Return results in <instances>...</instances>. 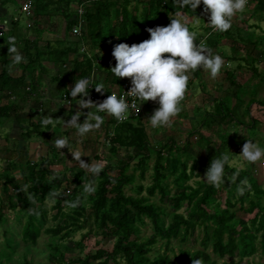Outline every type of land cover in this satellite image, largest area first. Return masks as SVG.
Returning a JSON list of instances; mask_svg holds the SVG:
<instances>
[{"label": "trees", "instance_id": "obj_1", "mask_svg": "<svg viewBox=\"0 0 264 264\" xmlns=\"http://www.w3.org/2000/svg\"><path fill=\"white\" fill-rule=\"evenodd\" d=\"M12 1L17 3L19 0H2L3 7ZM32 2L34 9L29 18L44 15L48 19H54L60 14L65 23V34L56 44L48 39L42 40L40 33H44L46 29L37 21L28 27L29 34L21 37L19 20H14L13 17L3 19H9L11 22L8 31L0 36V125L4 120L10 119L11 110L18 107L17 103L8 99L13 97L26 100L29 95H38L37 85L42 81V74L48 75L50 71L45 65L46 62L58 68L59 71L55 75L59 85L58 90L62 94L67 92L68 98L72 100L68 89L74 86L75 80L84 77L93 78L97 66L98 68L104 65L110 68L115 66L116 60L112 56V50L116 44L128 43L131 46L133 43L148 39L150 36L148 28L167 26L171 22L172 15L177 13H183L192 19H200L204 24L207 22L203 5L194 12L187 8L181 9L176 0H32ZM250 3L254 5L250 17L263 20L264 0H251ZM80 7L84 9V23L82 35L78 37L73 34V28L79 24ZM205 26L208 28L205 34L197 36L194 43L198 44L204 39L203 42L210 49L223 47L224 44L229 43L228 41L235 45L239 42L244 43L246 47L252 46L255 50L258 47V42L255 41L252 33L241 37L239 33L242 32L238 30L239 35L237 34L236 37L233 33L235 27L233 23L227 32H213L208 25ZM10 37H14L15 46L26 58V62L13 64L11 54L8 53L7 43ZM260 40L264 38L261 36ZM83 45L92 57L87 52H81ZM257 52L255 56L245 54L244 60L252 56L254 64L264 62V49ZM219 55L227 58L226 55ZM97 60L101 63L96 64ZM18 66L24 68L19 76L14 75L15 68L20 69ZM254 71L258 73L257 68ZM108 73L113 76L116 85L120 88L126 77H115L111 69ZM202 73L204 72L198 69L191 74L181 105L188 101V95L193 94L196 80L201 81V84L204 83L205 80L200 78ZM226 75L233 88L235 79L232 70L228 69ZM206 94L203 93V96ZM234 97L236 100V91L234 96L227 94L219 99L214 95L206 97V100L204 98V106L210 105V99L214 100V109L213 111L207 109L202 116L198 114L199 121H195V124L187 130L189 139L184 144L176 141V136H171L166 142L153 144L142 120L143 115L125 123H118L111 117L109 122L116 125L114 133L108 126V129L100 128L92 131L95 133L90 132L86 137L80 138L74 129L68 130L64 136L69 137L72 145H76L81 139L82 144L92 143L96 161L99 163L106 159L107 164L95 178L79 170L78 167L77 171L73 169L74 175L70 178L67 172L69 168L67 165L64 166L66 163L63 165L65 172L62 166L59 167V162H62L59 153H67V148H64L63 152L57 150L56 153L28 163V170L19 178L11 173L10 169L0 172V182L4 183L5 194V199L0 196L2 204L0 228L3 229V239L0 240V264L10 262L19 253L22 243L37 246L42 233L50 237L47 244L50 253L47 256L48 262L37 264H110L111 262L113 264H221V260L225 258L230 260H225L224 264H264L250 260L243 262L245 258H250L257 252H261L264 257V187L255 173L239 169L237 182L230 184L226 179L220 189L208 185L203 179L196 180V185L189 183L193 177L204 176L213 158L227 152L230 153L232 161L234 155L242 151V146L248 138H240L238 134L233 138L228 131L231 126L245 127L247 131L258 135V143L264 147V136L261 135L264 133L262 131L264 124L256 115L251 116L254 112L253 105L264 106V100L255 98L246 102L240 97L235 103ZM193 107L196 112L200 110V107ZM186 111L189 114L191 110ZM190 113L192 115V112ZM247 116L251 118L249 123L246 121ZM16 117L18 120L21 119L20 116ZM192 118L196 120L197 115H192ZM41 120H31L30 127L23 130L22 138L28 140L34 137L41 138L47 132H51L54 124L49 125L50 129H43ZM205 128L213 137L203 132ZM193 136L197 139L196 146L202 147L206 152L202 153V150L199 158L195 156L192 164L189 165V160L193 157L191 154L193 144L190 141ZM214 136L221 139L220 144L214 141ZM98 140L104 141L105 144L109 141L108 157L99 156L97 147H94V144L97 146L99 143ZM153 158H155L153 183L148 186L137 184L134 190L138 195L127 194L125 188L135 184L136 172L140 169L142 177H145V168ZM132 167L134 170L131 173L129 171ZM234 170L237 169L231 166L230 162L226 172L231 174ZM93 179H95L94 193L83 194L84 183H90ZM242 179L249 181L251 189L246 191L245 195L238 196L237 185ZM166 180L173 182L174 192L166 186L164 183ZM70 185H73V189L68 196L60 192L63 187ZM144 191L147 192L146 195H143ZM54 192L59 195L53 196ZM157 194L160 195L161 203L153 200ZM78 197L80 198L78 206L69 207V203L76 201ZM49 198L56 200L53 209H57V213L53 216L56 223L51 226H47L48 210L45 205ZM165 202L171 204V210L167 209ZM6 205L16 213L14 216L20 224V236L8 226L12 215L7 214ZM65 206L69 207L68 211ZM246 214L251 216L246 218ZM167 219H170L168 224ZM89 221H92L93 226H90L88 233L83 235L82 240L74 241L73 236L85 230ZM148 221L154 229L149 236L144 234ZM197 229L203 233L201 247H183L184 243L195 237ZM92 233L112 240V249L100 247L94 253H88L69 262L66 258L67 253L84 248V240ZM175 239L179 240L177 250L173 243ZM160 242L165 244V251L161 252L157 247ZM23 257L21 264H36L28 258L27 253H24Z\"/></svg>", "mask_w": 264, "mask_h": 264}, {"label": "clouds", "instance_id": "obj_2", "mask_svg": "<svg viewBox=\"0 0 264 264\" xmlns=\"http://www.w3.org/2000/svg\"><path fill=\"white\" fill-rule=\"evenodd\" d=\"M176 2L181 9L187 8L194 12L203 5V12L207 15L206 24L212 31L227 32L232 27L233 18L245 12L249 0H176ZM188 24L189 18L183 13H177L167 26L148 28L147 31L150 33L148 39L133 43L131 46L128 43L116 44L112 50L116 64L110 69L117 78H130L131 87L126 93L127 97L132 98L133 103L130 105L124 95L118 96L112 92L102 102L97 103L90 98L89 90L94 86L97 92L102 93V90H106L105 85L102 82L94 84L91 77L75 80L74 86L68 89V94L78 104V108L69 120L62 119L64 128L74 129L78 137L84 138L88 133L101 128L105 115L123 122L128 118L130 108L139 111L138 106L149 100L159 105L147 118L149 126L152 129L170 126L173 118L182 111L181 102L185 98L191 74L200 69L214 81L221 74L225 64L223 57L214 54L204 42L194 43L197 40V33L191 31ZM7 44L14 65L26 62V58L15 46L14 37H10ZM84 109H88L87 113L83 111ZM82 115L86 118L81 122ZM54 122L58 121L51 115H45L41 120L43 129H50L49 125ZM78 143H83V140H79ZM53 146L61 152L67 148L79 169L91 177H98L102 172L104 165L93 162L92 159L91 162L82 159V156L90 154L80 148H74L68 136L57 137L53 141ZM239 155L245 164H255L264 161V147L248 139ZM230 162L231 155L227 152L213 158L203 180L216 189H220L226 179L230 184L236 183L239 169L232 171L231 174L227 173L226 167L230 166ZM250 189L251 185L247 179L239 180L237 195L243 196ZM94 191L95 179L90 183H84L83 194L90 195ZM57 195L59 193H53V196ZM79 200L78 197L68 206L77 207Z\"/></svg>", "mask_w": 264, "mask_h": 264}, {"label": "rangeland", "instance_id": "obj_3", "mask_svg": "<svg viewBox=\"0 0 264 264\" xmlns=\"http://www.w3.org/2000/svg\"><path fill=\"white\" fill-rule=\"evenodd\" d=\"M19 3V2H18ZM18 3H15V1H12L9 5H8V16L12 19H20V26L27 28V20L28 17L22 12L20 13V11L18 10ZM254 11V5L253 4H249L245 10V12L241 15H239V22H235L234 24V28H238L237 30L233 29V33H235L234 35L237 37L239 34H241L240 36H246L247 33L249 32V27H253L252 22L255 20L256 23H254L256 26H261L262 28L264 27V19L263 20H259L257 17H252L253 19H251V17L249 18V15L252 13V11ZM247 13V14H246ZM245 15V16H244ZM186 16V15H185ZM188 17V16H186ZM189 18V24L188 26L192 28V31L196 32L197 35H201L206 31L204 22L200 19H192L190 17ZM3 20V19H2ZM0 20V21H2ZM235 20V19H234ZM37 22V19L34 21V24ZM245 22V23H244ZM247 22V24H246ZM38 23L40 24L41 22L38 21ZM240 28V29H239ZM43 29V28H42ZM205 29V30H204ZM253 29V28H252ZM238 30H241L242 33H237ZM32 32V31H31ZM45 32V36L44 33H40V37H49L47 35V30H44ZM257 34L259 32V34L261 35L260 30L255 31ZM263 33V32H262ZM27 34V33H26ZM238 34V35H237ZM254 34V33H252ZM251 34V35H252ZM264 35V34H263ZM262 35V36H263ZM229 43H232L231 41H228ZM225 48H227L228 52L226 54L227 58H223L225 59V64L224 67L222 69L221 74L217 77L216 80H211L208 76L204 77L205 74L202 73L200 74V78L202 79H207L204 81L203 84H201L202 82L199 80H196L195 85L196 87L194 88V90L192 91V96L188 95V101H185L183 105H181L182 107V111L181 113H179L176 117L173 118V128L172 129H168L167 127L164 128H158V129H152L149 126V122H148V117H150L152 115V113L154 112V110L156 108L159 107L158 103L154 102V101H147V102H143V107L144 109V118H142L143 122L145 123L146 127H147V131L148 133L151 135V140L153 142V144H158L159 142H163V141H168V139L171 136H176V141L180 142L181 144H184L187 142V140L189 139L187 130H189V128L191 127V125L195 124V121H199L198 118V114L199 115H203V113H205V111L208 109L209 111H213L214 106H213V102L214 100L209 101V106L207 105H203L204 102V98L205 100L207 99L206 97L208 96H216L218 99L219 98H223L225 95L230 94L232 96H234L235 94V90L236 86H232L230 85L229 81L226 79V74L228 69L232 70V58L231 57V48L229 49L228 43L226 45H224ZM23 48V47H21ZM230 56V57H229ZM229 57V59H228ZM245 63V62H244ZM20 69L19 70H23L24 68L22 66H18ZM240 69V70H239ZM259 69V70H258ZM258 73L255 72L253 78L250 81H246V78L249 76V73L251 72L252 68L245 65L242 68H238L239 70V74L238 75H242V77H240L241 79L245 80V86L251 82V81H256L257 84H259V80H263V79H259V73L260 72H264V66L260 63L259 67H258ZM252 74V73H251ZM201 82V83H200ZM262 82V81H261ZM210 87V88H208ZM240 88V87H239ZM245 88V87H244ZM203 93H207L206 96H203ZM240 96H243L244 98L249 99L250 94H246L244 93L243 90H239L238 91ZM189 94V93H188ZM191 95V93H190ZM253 97H255L257 100H264V86L261 84L257 85L254 87L253 92H252ZM41 96L43 95H39V96H35V102H39L41 100ZM34 98V97H33ZM212 98V97H211ZM40 103V102H39ZM43 102H41L42 104ZM31 105H36L33 102L31 104H27L25 105L24 109V113H28V108ZM44 105V109L48 110L49 109L46 107L45 103H43ZM35 106V107H36ZM193 106H197L198 108L200 107L199 111H194V107ZM261 105L259 104H254V113L256 114V116H258L259 120L261 121V123H264V106L260 107ZM35 110V109H34ZM39 110V109H38ZM37 109L35 110L33 116V120H39L41 118V116L39 115L40 111H38ZM186 110H191L190 112H192V115L196 114L197 118L196 120H193L191 113ZM11 115L13 114L10 113ZM18 114H20V112H18ZM43 114V112H42ZM14 115V114H13ZM45 115H51L55 121L58 122H54V127L51 130V132H47L45 134V136L39 138V137H34L30 140L28 139H23L21 133L23 132L24 129H26L27 127H30L31 124H29L26 121H23L22 119L25 118H21L19 121L15 122V120L13 118L8 119L7 123L6 120H4L3 124L0 125V172H4L10 169V172L15 174L17 178H19L20 176H22V173H24L25 171H27V166L28 163L30 162H35L37 161L40 157H47L50 154L56 153L57 149L55 150V147L53 146V141L57 138L60 137L62 134H60L61 132V124L63 123V120L65 121V117L69 114H64L61 115L60 117L58 116H54L53 114L49 112H44V117ZM183 115V116H182ZM189 116V118H185L186 116ZM17 118V117H15ZM63 119V120H62ZM186 127V130H181L182 128ZM169 130V131H168ZM183 131V132H181ZM228 131H230V134L232 135V137L234 138V136L236 134L239 135L240 138H248L251 140H254L256 142H258V135L251 133L249 131H247V129L245 127H239L237 129V127L231 126ZM264 131V127L263 130ZM262 131H260V133H262ZM203 132L206 135H210L212 136L211 132L208 129H204ZM95 133V132H92ZM243 133V134H242ZM215 135V134H214ZM262 135V134H261ZM91 136V134L88 136V138ZM198 136V134H197ZM97 137V136H96ZM196 136H193L190 138L192 145L191 148V154L193 155V157L189 160V165L192 164L194 157L196 156V158H199V155H201V151L202 153H205L206 150H204L202 147L196 146ZM213 137V136H212ZM214 136V141L218 144L221 143V139L219 137ZM99 142V140H98ZM91 143V142H90ZM74 148H80L81 150L87 152L90 154V156H82L81 158L84 160H87L89 162H91V159L93 162H97L96 159L94 158L93 155V145L91 144H82V143H77L76 145H73ZM94 147H97V152L99 154V156H105L108 157L109 156V146L108 144L104 143V141H101L97 144V146L94 144ZM202 148V149H201ZM104 152V153H103ZM241 152V151H240ZM124 151H121V155L123 156ZM59 158L62 159V162H59V167L62 166V170L65 172V168L64 166H68L69 170L67 169V172H69V176L70 178H72V176L74 175V171H77V169L79 168L78 164L72 160V156L71 153L68 151L67 153L63 154V153H59ZM60 160V159H59ZM154 160L155 158L149 160L148 165L145 168V177H142V173L140 171V169L136 172V179H135V184L133 185H129L127 186L126 192L129 195H138L137 192H135V186L137 184H142L143 186H148L151 185L153 183V174H154ZM64 163H66L64 165ZM99 163H102L103 165L107 164L106 159H104V161H100ZM64 165V166H63ZM231 166L235 167L236 169H246V170H250L253 171L255 173V176L258 178L259 182L262 184V186L264 187V161H260L257 162L255 164H245L242 161V158L240 157L239 154L234 155L233 160L231 161ZM78 167V168H77ZM73 169H75L73 171ZM80 170V169H79ZM134 168L132 167L130 169L129 172H133ZM204 176L202 177H193V179H191L189 181L190 184L192 185H196L195 181L196 180H201L203 179ZM164 183L166 184L167 187H169L172 192L175 191L174 185L172 181L166 180L164 181ZM3 182H0V196L5 199V194L3 192ZM24 185V183H22ZM70 189V190H69ZM73 189V185L67 186V187H63L61 189V193L68 196L71 192V190ZM147 192L144 191L143 195H146ZM153 200L155 202L161 203L160 201V195L157 194L155 195V197L153 198ZM55 199L49 198L46 200L45 205L46 208L48 210V223L47 226H51L53 224L56 223V221L54 220L53 216L57 213V209H53V206L55 205ZM164 205L167 207L168 210H171V204L168 202H165ZM2 206L1 202H0V207ZM6 207V212L8 215H12V219H10L8 226L9 228H11L18 236H20V224L16 221L15 218V212L13 210H11V208H9L8 205L5 206ZM67 211L69 210L68 206L64 207ZM89 210V208H88ZM183 211V209L181 210ZM246 218L250 217L251 214H246L245 215ZM85 219H83L84 221ZM170 219H167V224L169 223ZM87 228L85 230L79 231L77 232L74 236L73 239L74 241H80L83 238L84 234L88 233V230L90 228V226L92 225V221H89L87 223ZM2 227L0 228V240L3 239L2 237ZM154 232L153 226L152 224L148 221L147 226L144 229V234L149 236ZM203 236V233H201L200 229H197L196 233H195V237L191 238L189 241H187L186 243H184L182 246L183 247H193V248H199L200 246V241L201 238ZM182 238V237H181ZM50 241V237L49 235H47L46 233H42V235L40 236V238L38 239V245L34 246L31 244H23L20 246L19 248V253L13 257V259L10 262H6V264H21V262H23V255L24 253L28 254V258H30L34 263H40V262H48V254L50 253L49 247H48V242ZM174 245L176 246V250L178 249V244H179V240H174L173 241ZM84 245L85 247L82 249H78L77 251L74 252H69L66 255L67 260L70 262L72 260L78 259L80 257H83L85 255H87L88 253H94L96 251L97 248L100 247H105L109 250L112 249L113 246V241L110 239H106L103 238L102 235H95V234H91L90 236L86 237V239L84 240ZM157 247L159 248V250L165 251V244L163 242H160L157 244ZM211 251V249H210ZM225 260L229 261L230 258H225L223 260H221V264H224ZM248 260L253 261V262H257V263H264V257L262 255L261 252H257L255 255L251 256L250 258H245L243 260L244 263H246ZM110 264H113L112 262Z\"/></svg>", "mask_w": 264, "mask_h": 264}, {"label": "crops", "instance_id": "obj_4", "mask_svg": "<svg viewBox=\"0 0 264 264\" xmlns=\"http://www.w3.org/2000/svg\"><path fill=\"white\" fill-rule=\"evenodd\" d=\"M24 1H26V0H19L18 1L19 3L17 2L18 3L17 4L18 5V10L20 11V13H22L21 7H22V3ZM9 4L10 3H8L6 5V7H3L2 0H0V20L4 19L5 17L10 19V17L8 16V12H9L8 5ZM175 15H172V17L175 16ZM239 15H241V14H239ZM239 15H237L236 17L233 18V20H232L233 23H235L236 21L239 22V20H240L238 18ZM249 18H250V15H249ZM253 18H251V19H253ZM36 19H37V21H40L41 22L40 25L47 30V35L49 36V37H47V36L46 37H43L42 40L48 39V40L53 41L56 44L59 39H62L64 37V34H65V31H64V29H65V27H64L65 26V23L63 21V18L60 16V14H58V17H55L54 19H48L44 15L37 16L36 18L33 17V19H32V17L31 18L28 17L27 27H29L30 25L31 26L34 25V21ZM18 20L20 21L19 17H18ZM255 20L252 22V24H253L252 25L253 26L252 28L253 29L252 28L249 29V32L248 33H250V34L251 33H254L253 34V37L255 36V41L258 42V47H257L256 50L252 46H247L246 47L244 43H240L239 42L236 45L235 44H232V43H228L229 49L231 48V50H230L231 51V54H232L231 56H235V57H232V62H233L232 63V65H233L232 66V72L234 74V79H235V85L234 86H236V89H237V91L235 90L236 91V100H235V97L233 99L235 103L239 101L240 97H242L243 100H245L246 102H249L250 100L255 99V97H253V95H252V92H253L254 87L257 86V85H259V84L260 85L262 84L264 86V72H260L259 73V79H263V80H259V84H257V82L253 80V81L249 82L245 86L246 81H250L253 78V76L255 74V71H254L255 68L258 69L260 63L264 66V64H263L264 62L263 61L256 62L254 64V61L252 60V58H253L252 56H249L246 59V61L244 60L245 54H247V55L253 54V56H255V54L258 53L257 50H260L261 51L262 49H264V40H260L261 36L264 34V27L262 28L259 25L256 26L254 24V23H256ZM189 28L192 29L191 27H189ZM205 28H206V30L208 29L207 26H205ZM234 29L237 30L238 28H234ZM256 29L257 30H260L261 35L259 34V32H258V34L255 32ZM205 32L202 34V36L205 34ZM20 34L22 35L21 37L27 36L29 34V31L27 30V28L20 27ZM44 36H45V32H44ZM262 38H264V35L262 36ZM226 44H224V45H226ZM224 45H223V47L221 46L218 49L213 48L212 49L213 53L214 54H217L218 53V54L226 55L227 52H228V50H227V48L224 47ZM100 63H101V61H99L97 64H100ZM244 64L252 68L251 72L249 73V76L246 78V81L240 78V77H242V75H238L239 74V70H240V69L238 70V68H242L244 66ZM45 65H46V67H48L50 69V71H49V74L48 75L47 74H42V77H43L42 78V81H40V83H38V85H37L39 87V92H38V95L37 96L43 95V96H41L42 98L39 101L40 103L34 101L35 100V94L32 95V96L31 95L27 96L26 100H24V99L21 100V99H17V98H13V97H11V99H8L9 101L11 100L10 102L17 103V105H18L17 109L15 108V110H14V108H13L11 110V113L13 111V114L14 115L12 114L10 116V118H13L15 120V122L19 121L15 117L16 116H20L21 118L27 117V118L22 119V120L30 123L31 120H33V116L32 115L34 114V112H35L36 109L37 110L39 109L38 111H40V112H38V113H40L39 115L41 116V118L39 120H41L42 118H44V112L45 111L46 112H49L50 111L51 114H53L54 116H58V117H60L61 115H64V114H69V115H67L65 117V121H67V120H69L71 118V115L74 114L75 111L77 110L78 104L75 101L71 100V102L68 103L66 100L63 99V96L62 95L64 93H67V92H64L62 94L60 92V90H58L59 89V85H58V83L56 82V79H55V75L57 74V71H59L58 68L57 67H52V65L50 63H48V62H46ZM98 67L99 66L95 67V70H94V73H93V78H92L93 79V83L96 84V82L97 83H101L102 82L105 85V89L106 90H102V93L101 92H97L95 90V87L93 86L95 93L103 94V93H108V92H112V91L117 90L119 87L116 85V83H115V81L113 79V76H110L109 73H108V71L110 70V67L109 66H106V65H104V67H100V68H98ZM21 72H22L21 70L15 68L14 75L19 76L21 74ZM206 76L207 75L205 74L204 77H206ZM205 80H207V79H205ZM240 89L243 90L244 93H246L248 95L250 94V96H249L250 98L246 100V98H244L243 96H240L239 93H238V91ZM32 102L34 104H37V106L36 105H31L28 108V113H24L25 110H23V109H24L25 105H27V104L29 105ZM41 102L45 103V105L49 109V111L44 109V105H43V103L41 104ZM260 107H262V106H260ZM142 108H143V115H144V109L145 108L143 107V104H142ZM253 108L254 107H252V109ZM83 111L85 113H87L88 109H84ZM18 112H20V114H18ZM42 112H43V114H42ZM101 115H104V114H101ZM254 115H256V114L254 112H252L251 113V116L254 117ZM85 118L86 117L82 115L80 117V121L82 122ZM110 118H111L110 116H106V115L104 116V124L105 125L103 124L101 126V128L108 129V126H109L110 130H112V133H114L115 130H116V125H112L109 122V119ZM142 118H144V116H142ZM257 118H258V116H257ZM250 119L251 118L249 116L246 117L247 123L250 122ZM7 121L8 120H6V123H7ZM172 128H173V125L172 124L170 126H168V129L169 130L172 129ZM238 128L239 127H237V129ZM61 129L62 130H61L60 134H62V135L60 137H63L64 136V133H66L68 130H70V129L66 130L64 128V126H63V123L61 124ZM182 130H186V127L185 128H182ZM181 132H183V131H181ZM262 136H264V133H262Z\"/></svg>", "mask_w": 264, "mask_h": 264}, {"label": "built area", "instance_id": "obj_5", "mask_svg": "<svg viewBox=\"0 0 264 264\" xmlns=\"http://www.w3.org/2000/svg\"><path fill=\"white\" fill-rule=\"evenodd\" d=\"M250 2H251V0H249L248 5L250 4ZM33 9H34V7H33L32 0H26V1H24L22 3L21 10L28 17H30L32 15ZM78 13H79L80 20H79V24L73 28V34L75 36L80 37L82 35V24L84 23V18H83V16H84V9H83V7H80L79 8ZM14 20H17V19H14ZM10 22H11V20H9V19H5L2 22H0V36H3L8 31L9 26H10ZM203 41H204V39L202 40V42ZM81 52L82 53L83 52H87L88 55L90 57H92L91 54L86 50V47L85 46H83L81 48ZM98 62H99V60L95 61L96 64ZM130 87H131L130 78H127L126 77L124 79V81L122 82L121 87L118 88L115 91H112V93H115L118 96L124 95L126 97V99H127V102L131 105L133 103V100H132V98L127 97V93H126V91H128L130 89ZM112 93L111 92H108V93L98 94V93H95L94 87H91L90 88V98L93 101L97 102V103L102 102L104 99L107 98V96L111 95ZM62 96H63V99L66 100L68 103L71 102V100L68 98L67 93H64ZM136 103L138 104L139 102L136 101ZM138 107H139V111H138V109L130 108L128 118L126 120H124L123 122H119V121H117V122L118 123H125V122H128V121H131V120H134V119H137V118L141 117L143 115L142 103Z\"/></svg>", "mask_w": 264, "mask_h": 264}]
</instances>
